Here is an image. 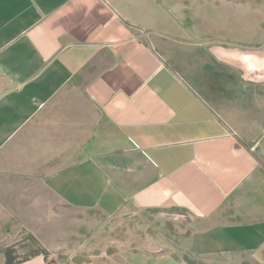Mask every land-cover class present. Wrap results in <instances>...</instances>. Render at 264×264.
I'll use <instances>...</instances> for the list:
<instances>
[{"label":"crops","instance_id":"obj_1","mask_svg":"<svg viewBox=\"0 0 264 264\" xmlns=\"http://www.w3.org/2000/svg\"><path fill=\"white\" fill-rule=\"evenodd\" d=\"M171 37L148 0H0V264L6 247L12 264H45L90 210L186 212L191 259L127 249L59 264L260 258L264 45L210 48L222 85L199 89L166 59Z\"/></svg>","mask_w":264,"mask_h":264},{"label":"rangeland","instance_id":"obj_2","mask_svg":"<svg viewBox=\"0 0 264 264\" xmlns=\"http://www.w3.org/2000/svg\"><path fill=\"white\" fill-rule=\"evenodd\" d=\"M148 6L152 22L174 34L162 48L166 59L199 89L205 84L213 88L222 85V65L212 60L210 48L264 45V0H148ZM236 84L248 83L240 79ZM209 94L213 100L219 96ZM84 220L78 225V236L57 251L44 252L45 264L78 262L127 249L169 251L191 259L185 237L192 219L186 212L159 209L108 217L90 210ZM29 244L30 252L40 251L35 241ZM245 263L264 264V251L260 258H249Z\"/></svg>","mask_w":264,"mask_h":264},{"label":"trees","instance_id":"obj_3","mask_svg":"<svg viewBox=\"0 0 264 264\" xmlns=\"http://www.w3.org/2000/svg\"><path fill=\"white\" fill-rule=\"evenodd\" d=\"M1 251H3L6 255V263L12 264L14 261V259H13L14 257L12 255V253L14 251L13 247H6L4 249H1Z\"/></svg>","mask_w":264,"mask_h":264}]
</instances>
